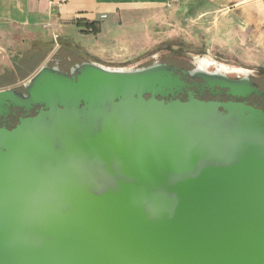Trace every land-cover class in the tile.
Instances as JSON below:
<instances>
[{"label":"water","instance_id":"1","mask_svg":"<svg viewBox=\"0 0 264 264\" xmlns=\"http://www.w3.org/2000/svg\"><path fill=\"white\" fill-rule=\"evenodd\" d=\"M173 73L55 63L0 90V116L40 107L0 128V264H264V111L173 100ZM185 74L262 95L247 72Z\"/></svg>","mask_w":264,"mask_h":264},{"label":"crops","instance_id":"2","mask_svg":"<svg viewBox=\"0 0 264 264\" xmlns=\"http://www.w3.org/2000/svg\"><path fill=\"white\" fill-rule=\"evenodd\" d=\"M140 9L167 12L165 19H183L189 27L197 24L203 41L218 54L264 66V0H0V37L15 29L33 38L44 35L48 41L75 37L83 48L79 54L103 65L113 59L118 45L102 42L99 36L105 27L119 28L136 18ZM89 23L97 25V33L86 26ZM15 60L12 56L11 68Z\"/></svg>","mask_w":264,"mask_h":264},{"label":"rangeland","instance_id":"3","mask_svg":"<svg viewBox=\"0 0 264 264\" xmlns=\"http://www.w3.org/2000/svg\"><path fill=\"white\" fill-rule=\"evenodd\" d=\"M137 12L139 15L136 18L123 21L119 28L117 26L105 27L99 36V40L101 39L102 42L114 41L118 45L117 48L115 47L113 59L104 60L103 66L109 68L141 67L158 61V59L188 63L204 61L210 66L209 69H213L214 65L225 68L228 75L232 77L235 76L233 73L247 72L252 79H255L260 69L264 70V66L257 64L248 66L238 59L225 57L215 52L201 38V31L198 30L197 24L189 27L190 24L183 19H165L164 17L168 15L167 12L162 13V15L157 11L148 13L143 9ZM147 14L150 15L146 16ZM164 14L165 16H163ZM152 16L157 18L155 20L149 19ZM44 37L46 36L40 35L33 38V35L19 29H15L13 34L0 37V74L3 73L1 71L3 66L8 68L6 70L11 69L10 59L12 56L23 61L26 54H42L50 48L48 56L39 68L21 82L33 76L38 69L52 59L55 53L60 52L62 57L70 58L72 63L90 60L86 58L85 54L84 56L79 54L83 48L76 44L78 43L77 38L65 39L61 36H55L48 41ZM88 40H93V37H89ZM263 84L259 85L263 87Z\"/></svg>","mask_w":264,"mask_h":264},{"label":"flooded vegetation","instance_id":"4","mask_svg":"<svg viewBox=\"0 0 264 264\" xmlns=\"http://www.w3.org/2000/svg\"><path fill=\"white\" fill-rule=\"evenodd\" d=\"M60 54H61L60 52L55 53L52 59L46 62L44 66L53 67L55 63H58L60 71L63 73L69 74L70 68L73 67L76 63H72L70 58L62 57ZM158 61L161 64H164L168 67H172L173 72H174L173 75L179 77V80L184 83V86L181 88V91L174 95L173 100H179L181 102H185L187 100V94L191 93L193 98L200 100V101H205V102H208V101L243 102L245 101L246 103H248V100L251 99L252 96H257L256 94H253L247 99L243 100V99L227 97L225 95V90H220L219 94H216L217 89L211 90L207 86H205L203 81H201L200 79H193V78H190V76L185 74L186 72H190L194 70L197 66H201V68H204V69H207L208 67H210L208 64L206 65L203 64L204 61H198L195 63H190V62L188 63L184 61L183 62L182 61H177V62L176 61H163L161 59H158ZM150 64H146L144 66H149ZM216 67L218 66L214 65V68ZM213 69L208 68L207 70L213 71ZM26 81L24 82L20 81L15 85L9 86L7 88H2V89H13L18 94L20 93L24 94L23 85L26 83ZM251 82L253 83V86H255L259 90L258 85L255 83L254 80H252V78H251ZM145 98H148V96H146ZM157 99L160 100L159 97H157ZM251 106L257 107L258 105L253 104ZM39 108H40L39 106H34L31 110L24 111L23 109L9 107L8 113L6 115L0 116V128L4 127L8 130L12 129L14 126H16V124L18 123L20 119L33 117L38 112Z\"/></svg>","mask_w":264,"mask_h":264},{"label":"trees","instance_id":"5","mask_svg":"<svg viewBox=\"0 0 264 264\" xmlns=\"http://www.w3.org/2000/svg\"><path fill=\"white\" fill-rule=\"evenodd\" d=\"M86 26L91 29V32L97 33L98 29L95 23H89ZM49 51L50 49L46 50L42 54H26L23 61L16 58L14 67L10 70H4L3 73L0 74V89L15 85L18 82L23 81L25 78H28L45 60ZM252 80H254L258 85L259 92H261L262 95L252 96V98L248 100L247 104H257V108L264 111V86L262 87L259 85L264 83V70L260 69L259 72H257L255 79Z\"/></svg>","mask_w":264,"mask_h":264},{"label":"bare ground","instance_id":"6","mask_svg":"<svg viewBox=\"0 0 264 264\" xmlns=\"http://www.w3.org/2000/svg\"><path fill=\"white\" fill-rule=\"evenodd\" d=\"M203 64H205V65H206L207 63L203 62ZM216 68L220 69V71H222V72H225V73H227V72H228L227 70H225V68H224V69H223V68H221V67H216ZM244 73H245V72H244ZM244 73L236 72V73H235V75H237V74H238V75H241V74H244Z\"/></svg>","mask_w":264,"mask_h":264},{"label":"built area","instance_id":"7","mask_svg":"<svg viewBox=\"0 0 264 264\" xmlns=\"http://www.w3.org/2000/svg\"><path fill=\"white\" fill-rule=\"evenodd\" d=\"M101 18H102V19H104V18H105V16H102Z\"/></svg>","mask_w":264,"mask_h":264}]
</instances>
